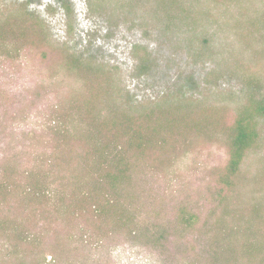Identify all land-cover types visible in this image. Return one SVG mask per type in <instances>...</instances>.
<instances>
[{"label": "trees", "instance_id": "16d2710c", "mask_svg": "<svg viewBox=\"0 0 264 264\" xmlns=\"http://www.w3.org/2000/svg\"><path fill=\"white\" fill-rule=\"evenodd\" d=\"M92 1L87 0L90 8ZM178 2L156 1L167 8L173 5L175 10L180 5ZM237 3L241 6V2ZM64 8L70 16L69 6L64 3ZM241 11L235 18L237 31L232 40L221 36L230 26L212 36H207V30L203 29L198 40L194 39L197 50L193 41L192 48L197 58L215 65L209 75L219 79L223 74L230 79H241L243 83L249 78L245 87L256 89L259 83L255 75L248 73V65L264 53V48L260 50L258 46V40L263 39L258 35L264 13L260 12L254 20L252 14ZM139 48L134 47L135 53ZM24 51L39 53L41 63H47L50 78H60L59 83L66 84V88L64 92H59V88L55 91L57 100L47 107L42 119L44 129L38 135L42 147L48 144L52 151L48 148L40 153L33 149L27 157L6 160L4 156L0 160V236L6 242V256L23 261L22 264H46L45 256L50 252L52 264H57L60 256L46 245L48 234L54 228L62 231L56 234L60 235L56 245L84 242L99 246L105 239L118 237L155 247L168 241L166 227L153 223L148 214L149 205L144 202L143 193L149 190L147 175L154 171L164 175L173 172L181 155L192 150L196 138L207 140L204 136L212 132L210 126L222 110L217 107V100L171 94L153 107L129 106L123 94L120 95L121 80L115 77L113 68L84 59L66 43L56 45L42 19L27 9H13L0 16V59L13 62ZM147 58L146 54L137 56L141 65ZM110 79L114 96L109 92ZM73 80L78 87L72 86ZM53 86L58 87L55 83ZM259 86L257 89L261 90ZM227 95L233 97L232 92ZM258 98L256 102L249 98L248 105L238 111L223 139L230 158L225 167L227 175L219 172V182L228 187L233 185L230 180L240 173L248 151L262 145L257 121L258 116L264 115L262 91ZM4 99L0 91V115L2 110H8L3 108L7 103ZM15 113L21 115L16 109ZM171 136L177 138L174 143L180 150L178 156H163L158 163H155L157 160L146 162L158 151L165 153ZM31 139L36 141L37 138ZM181 146L187 148L180 149ZM255 193L239 201L248 202L246 206L252 204V208H248L252 210L251 217L246 221L251 237L246 243L248 253H253L256 260L259 256L264 260V196L256 198ZM223 194L222 188L217 195L220 205L226 200ZM239 209L240 203H237L234 213ZM180 217L186 229L193 228L197 221L186 209H181ZM257 221L262 222L260 226L256 225ZM242 229L236 230L235 225L225 229L216 235L215 241H206L203 252L216 260L219 252L212 251L220 248L226 237L236 238Z\"/></svg>", "mask_w": 264, "mask_h": 264}, {"label": "rangeland", "instance_id": "374dc122", "mask_svg": "<svg viewBox=\"0 0 264 264\" xmlns=\"http://www.w3.org/2000/svg\"><path fill=\"white\" fill-rule=\"evenodd\" d=\"M156 1L93 0L90 8L87 0H0V16L13 9H27L45 22L56 45L66 43L84 59L113 68L115 77L121 80L120 95L123 94L124 103L129 106L153 107L175 94L196 99L208 97L212 102L216 99L217 107L222 109L210 126L212 132L204 136L207 140L196 138L192 150L181 155L173 172L164 175L154 171L147 175L149 190L143 193L144 202L149 205L148 214L153 223L166 227L168 241L155 247L117 236L113 240L105 239L99 246L84 242L56 245L60 238L56 234H62V231L54 228L48 234L46 245L60 256L57 264H264L263 257L256 260L253 253H248L251 237L246 230V221L251 217L252 210L248 208H252V204L246 206L248 202L239 201L252 197L255 191L256 198L264 196V115L257 117L262 145L248 151L240 173L230 180L233 185L228 187L219 182V172L227 175L225 167L230 158L223 145L225 134L238 111L248 105L249 98L254 102L261 91L264 93V53L248 65V73L255 75L262 89L258 90V85L256 89L249 87L248 90L245 86L249 78L243 83L241 79H230L223 74L219 79L209 75L215 65L196 57L197 43L194 42L203 29L207 30V36H212L228 26L230 30L221 36H229L232 40L237 31L235 18L241 10L252 14L255 20L260 12L264 13V0H179L178 10L172 8L173 5L167 8ZM64 3L70 8V16ZM259 28L258 37L263 38L258 40L261 50L264 48L263 18ZM135 46L140 47L135 49L137 53ZM144 54L148 56L147 62L141 65L137 56ZM42 60L39 53L27 51L13 62L12 59L6 62L0 59V91L7 101L3 108L8 109L2 110L0 115V160L4 156L6 160L19 159L22 155L27 157L33 149L40 153L48 148L52 151L48 144L42 147L38 135L44 129L42 119L47 107L57 100L55 91L59 88V92H64L66 84L59 83L60 78H50L47 63L43 65ZM54 83L58 87H54ZM109 84V92L114 96L111 79ZM72 86L79 85L73 80ZM228 92L233 93L232 98ZM245 93L249 95L247 98L243 96ZM239 99L242 101L237 103ZM15 109L21 115L17 116ZM175 139L169 137L165 153L158 151L146 162L157 160L155 163H158L163 156H178L180 150ZM222 188L226 200L220 205L217 195ZM246 192L248 194L244 196ZM237 203H240V209L234 213ZM181 209L196 217L193 228H184ZM261 223L257 221L256 225ZM233 225L236 230L243 228L241 234L236 238L226 237L220 248L212 251L219 252L216 260L206 255L203 252L206 241H215L216 235ZM5 245L0 236V264H22L23 261L6 256ZM48 254L46 264H52L50 252Z\"/></svg>", "mask_w": 264, "mask_h": 264}]
</instances>
